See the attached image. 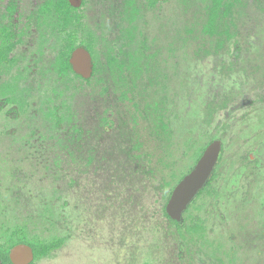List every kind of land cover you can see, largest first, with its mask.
Masks as SVG:
<instances>
[{"label":"rangeland","instance_id":"rangeland-1","mask_svg":"<svg viewBox=\"0 0 264 264\" xmlns=\"http://www.w3.org/2000/svg\"><path fill=\"white\" fill-rule=\"evenodd\" d=\"M45 1L0 0L17 33L0 66V247L57 243L31 264H264V0H219L214 24L215 0H114L120 16L84 0L67 29L93 47L88 81L55 70L67 33ZM216 139L179 228L164 207Z\"/></svg>","mask_w":264,"mask_h":264},{"label":"flooded vegetation","instance_id":"flooded-vegetation-1","mask_svg":"<svg viewBox=\"0 0 264 264\" xmlns=\"http://www.w3.org/2000/svg\"><path fill=\"white\" fill-rule=\"evenodd\" d=\"M149 1H150L151 5L154 6V4H158L160 2H167L169 0H149ZM83 3H85L84 0H47L44 2V4L41 5V8H40L41 12L40 13L44 16H48L50 19L51 18L56 19L57 23H58V27L60 28L59 32L67 33V36L65 37V46H64V48H62L59 51V53L56 56V59L53 63L57 73L62 75V76H68L69 74H73L76 78L81 79L82 81L83 80L88 81V80L92 79L96 75V72H97V60H96V57H95L94 52H93V47L91 44H89L87 42H83V41L78 42L76 34L73 31H69V29H67L71 26L74 27L75 25L79 24V22L81 20V16L78 13V9L83 6ZM100 4H102V7L105 8V13L108 16L109 15L113 16L115 14H118L120 16V14H122L121 12L125 11L124 8L122 10L117 11L116 10L117 9L116 8L117 7L116 1H114V0H103V1H100ZM219 5H220L219 0H215V3L212 7L211 20L213 19V23H211V24H214V22L218 16ZM125 7H126V4H125ZM16 36H17V33H16V31L12 25L0 26V66L4 65L7 61L10 60V55L12 54V52L14 51L15 46H16V38H17ZM79 48L87 50L91 55L92 72H91V75L89 77H85L84 75L78 73L74 69V66L71 62L74 51H76ZM66 57H67L69 65H65L64 67H62V62L64 61V59ZM113 60L114 59H111L110 62ZM12 89H13V83L11 81H6V82H3L0 84V92L4 95L8 94V96H9ZM11 96L13 97V99L11 98ZM11 96L8 97V101H10L12 103L14 101V99H16V94L12 93ZM21 104H22V102H21ZM221 158H222V152H221L220 160H221ZM220 160H219V162H220ZM219 162H218V164H219ZM218 164L215 168V171L213 172V175L211 176L210 180L208 181L207 185L204 187V189L201 190V192L193 200V202L201 195V193L212 182V179L214 178ZM194 166H193V168H194ZM191 204L189 205L188 209L190 208ZM186 211L184 212L183 222H185ZM25 244H28V243H25ZM28 245H30V244H28ZM11 249H10V251H11ZM34 253H35V250H34ZM9 257H10V252H9ZM35 258H36V253H35ZM35 258H34V260H35Z\"/></svg>","mask_w":264,"mask_h":264},{"label":"water","instance_id":"water-1","mask_svg":"<svg viewBox=\"0 0 264 264\" xmlns=\"http://www.w3.org/2000/svg\"><path fill=\"white\" fill-rule=\"evenodd\" d=\"M71 62L74 69L89 77L92 72L91 55L82 48L74 51ZM223 149L222 141L213 140L204 150L194 168L188 172L174 187L166 204L169 217L178 223L184 220V212L207 185L220 160ZM35 258L34 249L25 243L15 245L10 251L13 264H30Z\"/></svg>","mask_w":264,"mask_h":264},{"label":"trees","instance_id":"trees-1","mask_svg":"<svg viewBox=\"0 0 264 264\" xmlns=\"http://www.w3.org/2000/svg\"><path fill=\"white\" fill-rule=\"evenodd\" d=\"M211 23H213V19L211 20ZM66 62V63H65ZM65 65H69V63H68V60H67V57L64 59V61L62 62V67H64ZM171 196V195H170ZM164 213H165V215L169 218V219H171L170 217H169V215L167 214V212H166V206L164 207ZM179 228H182V227H184V225H185V222H183V223H178V222H176L175 220H173V219H171ZM20 243H27L26 241H24V240H21V241H16V242H13L12 243V247H14L15 245H17V244H20ZM28 244H30V243H28ZM33 248H34V250H35V253H36V255L38 256V255H40V254H45V253H47V252H49L50 250H52L53 248H55L56 246H57V243H55V242H50V243H46V244H44V245H41V246H39L38 244H36V243H32V244H30ZM9 252H10V250H3L1 247H0V264H13L12 263V261H11V259H10V257H9Z\"/></svg>","mask_w":264,"mask_h":264}]
</instances>
